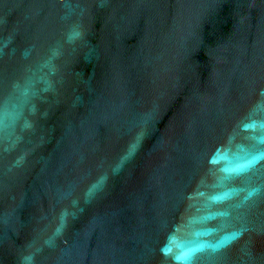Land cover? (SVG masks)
<instances>
[{
    "label": "water",
    "instance_id": "obj_1",
    "mask_svg": "<svg viewBox=\"0 0 264 264\" xmlns=\"http://www.w3.org/2000/svg\"><path fill=\"white\" fill-rule=\"evenodd\" d=\"M0 264H264V0H0Z\"/></svg>",
    "mask_w": 264,
    "mask_h": 264
}]
</instances>
